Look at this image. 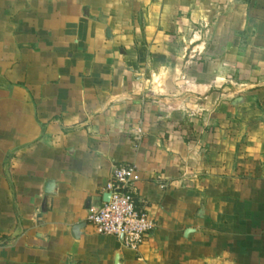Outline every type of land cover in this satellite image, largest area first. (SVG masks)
Listing matches in <instances>:
<instances>
[{
  "label": "rangeland",
  "instance_id": "obj_1",
  "mask_svg": "<svg viewBox=\"0 0 264 264\" xmlns=\"http://www.w3.org/2000/svg\"><path fill=\"white\" fill-rule=\"evenodd\" d=\"M53 1L62 23L71 1ZM89 1L76 0L88 29L45 56L91 37L76 52L139 83L175 169L147 248L122 244L123 264H264V0ZM106 32L116 45H98Z\"/></svg>",
  "mask_w": 264,
  "mask_h": 264
},
{
  "label": "crops",
  "instance_id": "obj_2",
  "mask_svg": "<svg viewBox=\"0 0 264 264\" xmlns=\"http://www.w3.org/2000/svg\"><path fill=\"white\" fill-rule=\"evenodd\" d=\"M70 1L61 23L53 0H0V264H123L132 251L97 233L89 209L104 203L114 169L134 164L137 208L161 211L175 170L139 83L107 59L91 70L96 57L76 52L91 37L69 39L63 60L46 57L88 29ZM109 35L95 44L116 45Z\"/></svg>",
  "mask_w": 264,
  "mask_h": 264
},
{
  "label": "built area",
  "instance_id": "obj_3",
  "mask_svg": "<svg viewBox=\"0 0 264 264\" xmlns=\"http://www.w3.org/2000/svg\"><path fill=\"white\" fill-rule=\"evenodd\" d=\"M139 180L136 165L115 168L104 185L107 199L100 207H91L86 216L97 233L113 235L133 251L143 245L156 225L149 212L137 208L134 195Z\"/></svg>",
  "mask_w": 264,
  "mask_h": 264
},
{
  "label": "water",
  "instance_id": "obj_4",
  "mask_svg": "<svg viewBox=\"0 0 264 264\" xmlns=\"http://www.w3.org/2000/svg\"><path fill=\"white\" fill-rule=\"evenodd\" d=\"M105 199H107V195H106ZM84 225H85L84 222L76 223L73 227V230H72L73 235L77 236V232H78L79 228L83 227Z\"/></svg>",
  "mask_w": 264,
  "mask_h": 264
}]
</instances>
